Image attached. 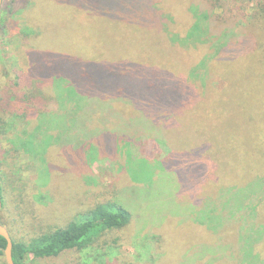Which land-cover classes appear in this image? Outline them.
Returning <instances> with one entry per match:
<instances>
[{"label": "rangeland", "instance_id": "obj_1", "mask_svg": "<svg viewBox=\"0 0 264 264\" xmlns=\"http://www.w3.org/2000/svg\"><path fill=\"white\" fill-rule=\"evenodd\" d=\"M137 3L138 0L133 2ZM171 3L177 6L178 14L197 9L201 29L195 30L196 35L191 39L193 45L200 41L198 45L208 46L213 54L222 50L243 51L244 55L236 58L232 69L236 72L244 69L252 83H263L256 79L255 73L264 67V0H172ZM149 4L159 14L160 8L152 1ZM161 13L165 17L162 22L173 21L170 11L162 9ZM154 17L148 19L158 24L159 16ZM164 32L169 33L165 26ZM126 35L116 19L81 10L73 1L1 0L0 179L4 186V204L0 208V222L14 239H28L80 219V215L97 203L119 199L136 210L130 224L103 231L81 250H69L43 259L29 255L27 264L247 263L245 248L249 244L239 241L244 233L240 231L241 218L235 209L239 199L240 204L246 205L243 199L250 195L247 197L244 191L237 190L230 196L212 199L198 193L199 165L196 163L202 161L206 168L203 177L206 175L209 179L218 174L216 165L227 163L219 160L223 159L219 148L223 134L216 133L220 120L210 118L208 121L207 116H194L189 122L191 138L184 136L182 143L184 151L189 152L186 161L192 164V179L189 176L180 184L175 175L165 172L154 183H147L152 168L141 159L156 162L168 159L173 163L174 154L170 149L157 137L151 139L144 133L117 126L127 119L125 110L112 105L95 109L92 102L74 97L69 89L66 92L72 102H65L68 98L64 97L62 88L70 84L59 70L58 58L62 63L61 57L76 56V45L80 41L121 40ZM160 37L155 35L152 39ZM180 37L174 34L170 45L192 44L191 41L183 42ZM249 56L251 59L247 60ZM209 67L204 64L189 68L198 73L191 91L211 94L224 89L226 80L217 76L213 66ZM185 77L182 75V79ZM189 101L192 100L186 103ZM221 104L228 108L226 102ZM216 106H220V102ZM234 106L231 104L229 108ZM37 121L39 127L34 130ZM111 121L117 126L111 130L112 139H115L112 151L116 158L105 154L91 159L86 149L91 148L94 141L111 145L109 133L92 137L93 131L96 128L106 131L103 125ZM30 134L38 141L34 149L31 146L22 149L11 141L20 135L24 140H31ZM246 136L247 145L253 147V136ZM58 137L69 139L67 142L84 141L86 149L80 154L73 146L64 147L66 142L60 146L56 143ZM130 137L133 142L126 141ZM240 142H244L243 139ZM192 144L198 151L205 147L208 153L215 152L214 147H218L220 155L215 163L200 159L202 150L188 157L194 149L188 150L187 146ZM187 162L184 167L190 165ZM144 182L146 186H138ZM243 188L248 190V187ZM209 217L212 224L204 220ZM232 223L237 228L231 227ZM208 241L213 244H203ZM258 252L264 255V244ZM5 263L4 257H0V264Z\"/></svg>", "mask_w": 264, "mask_h": 264}, {"label": "trees", "instance_id": "obj_2", "mask_svg": "<svg viewBox=\"0 0 264 264\" xmlns=\"http://www.w3.org/2000/svg\"><path fill=\"white\" fill-rule=\"evenodd\" d=\"M65 1H73L75 6L86 12L116 19L122 31L127 34L126 38L121 40L103 38L80 41L76 45V56L61 57L62 63H60V57L58 58L59 70L70 84L62 88L64 97L68 98L65 102H72V97L66 92V89H69L74 97L88 99L92 102L95 109L101 110L103 105H112L118 110H125L128 113L125 114L127 119L120 121L117 126L123 125L127 130L144 133L151 139L157 137L163 146L170 149V152L174 154L173 163L168 159L166 162L141 159L145 165L152 168V174L147 183H154L153 181H156L161 173L166 174L165 172L175 175L180 184L185 183L191 175L192 165L186 161L188 151H184L182 143L185 141L184 136L187 139L188 136L189 139L191 138V130H188L189 122L194 116L198 118L207 116L208 121L210 118L220 120L221 123L216 133L223 134V138L219 140L223 159L218 158L221 163H227L225 165L215 164L219 170L212 179L207 178L206 175L203 177L206 168L202 161L196 163L199 165L198 193L205 195L204 198L209 195L212 199L230 196L231 192L237 190L244 191L247 197L250 195L249 198L244 197L243 201H247L244 206L240 204L239 199L238 207L235 209L241 218L240 231L244 233L239 241L249 244L245 248V256L249 258L245 264H264V255L258 252L264 244V67L255 73L256 79L263 83L254 84L248 79L249 73L244 69L239 72L232 69L236 58L244 55L243 51L222 50L213 54L214 52H211L208 46L198 45L201 44L200 41L194 42L193 45L191 39L196 35L195 30L201 29L198 11L188 9L185 13L179 12L178 14L177 6L171 3L172 0H138L137 5L133 4L135 0ZM149 1L160 8L159 14L149 4ZM141 4L143 5L140 8ZM162 9L170 11L174 17L173 21L168 20V23L163 21L169 32L167 35L162 22L165 18L161 13ZM153 17H158L160 22L158 24L152 22ZM174 34L181 36L183 42L184 40L191 41L192 44L189 46L179 44L178 46L175 43L172 44L173 46L170 45V41L174 40ZM155 35L161 36L160 39H152ZM246 59L250 60L251 57ZM204 64L213 66L212 69L217 70L215 72L217 76L226 80L223 90L212 91L211 94L206 91L199 93L196 90H190L192 81L195 80L194 76L198 73H195L196 69L194 72L189 68L194 66L196 68L199 65L201 67ZM182 75L186 76L185 79H182ZM188 99L192 101L186 103ZM62 102L64 107L63 96ZM219 102L220 106L217 107L216 104ZM222 102H226L228 108L221 104ZM231 104H235L232 109L229 108ZM237 119L245 121H237ZM38 124L39 121L34 130L38 129ZM114 125H116L115 121L104 124L103 128L106 131L96 128L92 136L102 132L109 133L111 145L109 142L94 141L89 150L86 149L87 145L84 141L67 142L69 139L65 141L59 137L56 143L62 146L61 144L66 142L63 144L64 147L73 146L80 151V154L86 149L91 159L99 155L104 157L105 154L115 159L116 156L112 151L115 139H112L111 134V130L114 127L117 128ZM246 135L253 136L254 148L251 144L247 145ZM30 136L31 140H24L23 135H20L15 136L11 141L13 144L22 146V149L28 146L34 149L38 141L33 140L36 136L32 134ZM132 139L130 137L126 141L133 142ZM241 139L244 142L241 143ZM53 143L55 142L51 141V144ZM194 145L187 146L188 150L194 149L188 157L198 155L202 150L203 156L200 159L215 163V158L220 155L217 152L218 147H214L215 152L208 153L205 147L198 151L193 147ZM207 156L209 157L206 158ZM185 162L190 165L184 167ZM192 178L189 177V179ZM138 186H146V183ZM243 187H248V190ZM3 189L4 186L0 179L2 207L4 204ZM124 189L126 188L122 190ZM122 190H119L120 194L123 193ZM209 214L211 216V213ZM135 215L136 210L133 211L129 205L119 199L97 203L80 215V219L71 220L63 227L38 233L28 239H14L10 235L12 260L14 264H27L29 255L35 259H43L56 257L69 250H81L103 231L118 229L130 224ZM211 218L214 219L212 216ZM212 219L209 217L204 220L212 224ZM237 222L239 226V221ZM0 224L3 225L1 222ZM234 224L232 223L231 227H234ZM7 230L10 232L9 229ZM247 233L248 235L245 236ZM212 242L208 241L203 244ZM5 246V239L0 236V257H4ZM224 264H229V262L225 261Z\"/></svg>", "mask_w": 264, "mask_h": 264}, {"label": "water", "instance_id": "obj_3", "mask_svg": "<svg viewBox=\"0 0 264 264\" xmlns=\"http://www.w3.org/2000/svg\"><path fill=\"white\" fill-rule=\"evenodd\" d=\"M1 3V0H0ZM0 208H1V198H0ZM0 236L3 237L6 241V246L4 249V259L6 264H14L12 260V254H11V249H12V240L10 238V234L6 227L0 224Z\"/></svg>", "mask_w": 264, "mask_h": 264}]
</instances>
